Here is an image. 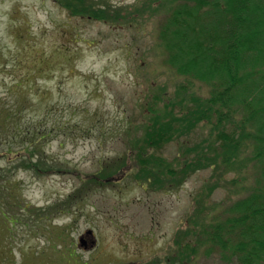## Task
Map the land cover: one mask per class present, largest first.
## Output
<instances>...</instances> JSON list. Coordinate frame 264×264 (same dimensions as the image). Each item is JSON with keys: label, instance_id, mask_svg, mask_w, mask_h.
Segmentation results:
<instances>
[{"label": "rangeland", "instance_id": "rangeland-1", "mask_svg": "<svg viewBox=\"0 0 264 264\" xmlns=\"http://www.w3.org/2000/svg\"><path fill=\"white\" fill-rule=\"evenodd\" d=\"M155 23L113 27L50 0H0V123L7 114L11 132L14 116L28 128L0 132V264H170L167 245L208 172L168 193L131 175L107 180L135 100L156 81L180 83L157 58ZM86 230L92 250L77 241ZM196 264L235 263L212 255Z\"/></svg>", "mask_w": 264, "mask_h": 264}, {"label": "trees", "instance_id": "trees-1", "mask_svg": "<svg viewBox=\"0 0 264 264\" xmlns=\"http://www.w3.org/2000/svg\"><path fill=\"white\" fill-rule=\"evenodd\" d=\"M50 1L71 18L113 27L156 21L157 58L180 83L170 89L154 80L135 100L122 130L124 155L107 180L131 175L168 193L208 172L167 245V262L217 255L224 263L264 264V0H135L121 8L106 0ZM9 119L0 132H28L17 116L11 132ZM44 166L43 173L53 171ZM217 191L224 192L220 202Z\"/></svg>", "mask_w": 264, "mask_h": 264}, {"label": "flooded vegetation", "instance_id": "flooded-vegetation-1", "mask_svg": "<svg viewBox=\"0 0 264 264\" xmlns=\"http://www.w3.org/2000/svg\"><path fill=\"white\" fill-rule=\"evenodd\" d=\"M85 233V232H84ZM81 234L79 237H78V240L79 238L82 236V241H78V244L79 246L84 249V250H88V249H93L96 245V239H95V235L94 236H91L90 234H86L85 236ZM85 240V241H84Z\"/></svg>", "mask_w": 264, "mask_h": 264}, {"label": "water", "instance_id": "water-1", "mask_svg": "<svg viewBox=\"0 0 264 264\" xmlns=\"http://www.w3.org/2000/svg\"><path fill=\"white\" fill-rule=\"evenodd\" d=\"M86 234H92V232L91 231H87V233ZM85 234V235H86ZM80 241H82V239H80ZM85 241V240H84Z\"/></svg>", "mask_w": 264, "mask_h": 264}]
</instances>
